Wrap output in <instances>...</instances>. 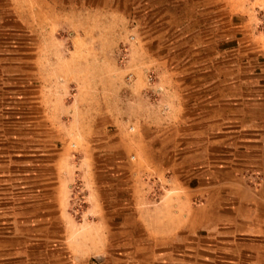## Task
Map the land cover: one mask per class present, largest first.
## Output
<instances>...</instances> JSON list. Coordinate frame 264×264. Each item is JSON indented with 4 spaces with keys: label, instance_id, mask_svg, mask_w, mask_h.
I'll list each match as a JSON object with an SVG mask.
<instances>
[{
    "label": "rangeland",
    "instance_id": "374dc122",
    "mask_svg": "<svg viewBox=\"0 0 264 264\" xmlns=\"http://www.w3.org/2000/svg\"><path fill=\"white\" fill-rule=\"evenodd\" d=\"M261 1L0 0V264H250L228 225L154 237L152 220L160 201H210L195 188L228 168L260 182L258 148L196 142L177 106L184 70L202 76L188 101L199 118L214 79L243 75L246 40L264 35ZM93 195L115 232L78 263L84 237L66 219L83 222Z\"/></svg>",
    "mask_w": 264,
    "mask_h": 264
},
{
    "label": "crops",
    "instance_id": "0c3cea01",
    "mask_svg": "<svg viewBox=\"0 0 264 264\" xmlns=\"http://www.w3.org/2000/svg\"><path fill=\"white\" fill-rule=\"evenodd\" d=\"M261 5L264 7V0L261 1ZM251 16L250 13L249 18ZM251 23L252 21L249 19L244 26L251 28ZM246 48L247 51L243 57L245 70L242 76H233L234 79L225 83L219 81V78L214 79L215 81L211 80L208 89L216 96L215 98L213 96L208 102L206 110H209L210 113L206 115V118H199L200 115L197 113L191 117L189 113L193 109L198 110L199 107V102H195L194 105L188 104L190 96H196L200 91H203V84L199 80L202 76L196 70H184L180 74V83L188 82L189 85L182 88L181 100L178 101L177 108L180 111L179 119L184 124L182 126H194L196 142L208 141L211 144H217L226 139L228 142L241 143L246 147V150L248 147L258 148L256 155L259 159L260 182L254 188L250 186L245 177L241 176L240 168H228L223 172L226 179H220L218 175H214V180L208 187L210 191L203 186L195 188V194H200L201 197H205L206 200L210 199V201L198 202L186 198L183 201H160L158 206L166 205L164 217L159 221L157 218L161 217L154 215L152 221L159 225H154L152 236L174 238L177 233L182 231L193 233L204 227H216L219 224L228 225L229 229H232L228 232L241 235L243 247L248 248L255 256L250 264L255 262L264 264V35L258 34L252 35V37L250 35L246 40ZM219 84H225L222 87H228L227 103L225 107L223 105L228 113L226 118L220 119V102L217 97ZM170 106L175 107V103ZM231 110L240 112L241 116L232 117ZM200 122H205V124ZM220 125H222L221 130L219 129ZM203 126L206 127L205 130L208 129V139L206 140L202 139V134L205 131ZM196 151V155H198L200 150L196 148ZM222 190H226V195L225 198L222 195L220 200L218 196ZM93 198L95 201H88L87 213L85 211L83 222L75 225L69 214L66 219L73 228L71 232L77 231L84 237L82 254L74 256L78 263H82L80 262L82 260L86 262V258L102 251L100 249L105 248L107 237L115 232L111 230L110 225L109 230L111 231L107 233V225L112 219L107 215L105 201H97V197L94 195ZM54 202H57L55 210L59 213L58 218L65 217L68 213L67 202ZM176 206L177 210L174 209ZM160 224L163 227H159ZM98 238L102 239L101 243L95 242Z\"/></svg>",
    "mask_w": 264,
    "mask_h": 264
}]
</instances>
